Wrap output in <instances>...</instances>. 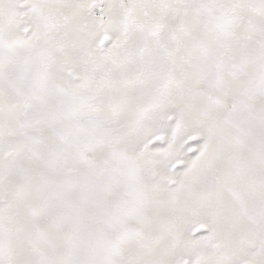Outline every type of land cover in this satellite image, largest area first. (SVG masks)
Instances as JSON below:
<instances>
[{
    "label": "snow or ice",
    "instance_id": "obj_1",
    "mask_svg": "<svg viewBox=\"0 0 264 264\" xmlns=\"http://www.w3.org/2000/svg\"><path fill=\"white\" fill-rule=\"evenodd\" d=\"M0 264H264V0H0Z\"/></svg>",
    "mask_w": 264,
    "mask_h": 264
}]
</instances>
